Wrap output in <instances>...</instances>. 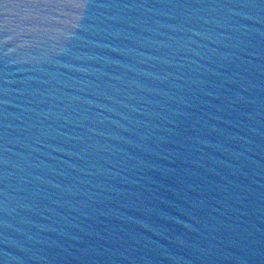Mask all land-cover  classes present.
Instances as JSON below:
<instances>
[{
	"label": "water",
	"instance_id": "1",
	"mask_svg": "<svg viewBox=\"0 0 264 264\" xmlns=\"http://www.w3.org/2000/svg\"><path fill=\"white\" fill-rule=\"evenodd\" d=\"M0 264H264V0H0Z\"/></svg>",
	"mask_w": 264,
	"mask_h": 264
}]
</instances>
